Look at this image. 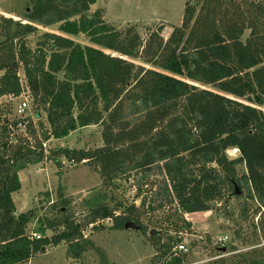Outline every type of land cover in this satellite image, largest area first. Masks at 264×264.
Returning a JSON list of instances; mask_svg holds the SVG:
<instances>
[{"label":"trees","instance_id":"16d2710c","mask_svg":"<svg viewBox=\"0 0 264 264\" xmlns=\"http://www.w3.org/2000/svg\"><path fill=\"white\" fill-rule=\"evenodd\" d=\"M96 1L29 0L22 20L0 15V100L8 99L0 106V264H24L61 244L70 259L94 249L107 264L67 198L53 203V216L40 225L52 234L38 239L27 232L35 209L17 213L19 171L50 161L61 167L62 156L98 171L108 189L129 183L139 198L155 188L139 205L114 195L113 207L89 210L93 223L109 219L117 230L133 222L145 230L146 203L151 211L168 207L163 221L175 234L151 237V264H186V253L176 250L180 233L191 232L186 215L228 206L239 197L236 186L245 198L241 211L259 215L252 228L264 239V0H184L182 23L171 26L168 38L150 31L146 39L135 25L120 29L102 9L91 11ZM38 25L57 31L37 35ZM21 95L36 123L16 109L7 119ZM20 121L26 133L18 132ZM87 126L101 127V147L44 146ZM219 244L222 254L233 253L208 264H264V246L238 251Z\"/></svg>","mask_w":264,"mask_h":264},{"label":"rangeland","instance_id":"374dc122","mask_svg":"<svg viewBox=\"0 0 264 264\" xmlns=\"http://www.w3.org/2000/svg\"><path fill=\"white\" fill-rule=\"evenodd\" d=\"M29 0H0V15L4 14L16 20H22L28 9ZM184 0H97L91 11L102 9L107 22L122 29L129 25H135L138 32L146 39L150 31H157L164 38H168L172 31L171 26H179L184 15ZM37 35L44 31L56 32V27L45 28L40 25ZM37 35L29 36L31 47L35 46ZM247 35V33H246ZM245 35V36H246ZM79 43L89 44L87 39L81 36H71ZM136 63L140 61L136 60ZM21 78L24 77L20 72ZM27 95H21L13 99L14 111L7 115L12 120L15 109L25 100ZM7 98L0 100V106L7 103ZM30 102V101H29ZM26 116H30L34 123L35 110L31 103ZM25 116V117H26ZM26 133V130H18ZM103 145L100 126H87L71 132L68 136L54 139L44 144L47 150L59 146L71 149H96ZM230 157L238 156V150L229 149ZM62 166L58 167L53 161L32 164L19 171L21 188L12 194L16 210L19 213L35 209L36 214L30 224V229L44 237L52 232L41 228V222L45 216L52 217V205L61 199L67 198L68 209L74 214L76 221H89V210L97 204H109L111 207L117 201L125 204L135 202L139 205L146 195L148 200L154 196L155 188H146L139 198L137 189L129 183L117 182V188L111 190L102 185L100 173L90 169L85 164H72L65 157H61ZM242 170V167L240 168ZM60 173V174H59ZM117 197V201L111 199ZM244 196H235L228 206L216 207L212 211H201L186 215V219L192 223L191 232L180 233L182 244L188 247L186 252V264H208L219 257L230 256L233 252L222 254L220 242L232 243L237 246L238 251H247L264 246L259 232L252 228L259 215L253 217L251 211L247 214L241 211ZM149 202L146 203V213L142 217V223L146 229L134 228L111 229L112 221L109 219L98 220L92 224L86 222L84 235L92 240L96 246L101 248L107 257V264H151L152 257L156 254L151 237L162 238L167 233L174 235L173 226L167 217L170 213L168 207L151 211ZM121 211V210H119ZM242 214V215H241ZM93 218V217H92ZM104 226L103 230H95L94 226ZM241 229L242 236L237 235ZM26 264H103L101 254L92 249L84 252L80 259L68 258L65 244L46 247L44 252L36 254Z\"/></svg>","mask_w":264,"mask_h":264},{"label":"built area","instance_id":"2783aa9c","mask_svg":"<svg viewBox=\"0 0 264 264\" xmlns=\"http://www.w3.org/2000/svg\"><path fill=\"white\" fill-rule=\"evenodd\" d=\"M29 106H30V102H29V99L28 97H26L25 100H23V102H21L20 104H18L17 108H16V114L19 116V117H25L26 114H27V111L29 109ZM17 128L18 130H26V121H20L18 124H17ZM31 236L33 238H40L41 236L38 234V233H32ZM176 250L177 251H181L183 253H186L188 251V247L184 244H178L176 246Z\"/></svg>","mask_w":264,"mask_h":264},{"label":"water","instance_id":"95a60500","mask_svg":"<svg viewBox=\"0 0 264 264\" xmlns=\"http://www.w3.org/2000/svg\"><path fill=\"white\" fill-rule=\"evenodd\" d=\"M29 10H30V8L27 9V11H29ZM161 30H162V29L160 28V29L158 30V33H160ZM236 194H237V195H240V194H241V191L239 190V188H238L237 186H236ZM92 221H93V218H91L89 221H82V222L80 223L81 228H84V227H85L86 222L92 224ZM125 228H126V229H128V228L139 229L140 227L137 226L136 224H134L133 222H127V223L125 224Z\"/></svg>","mask_w":264,"mask_h":264},{"label":"crops","instance_id":"0c3cea01","mask_svg":"<svg viewBox=\"0 0 264 264\" xmlns=\"http://www.w3.org/2000/svg\"><path fill=\"white\" fill-rule=\"evenodd\" d=\"M17 213H19L18 211H17ZM31 224V223H30ZM30 224H29V226H28V228H27V232H29L30 234H32V233H37V231H34V230H32V229H30ZM29 262V261H28ZM27 263V262H26ZM26 263H24V264H26Z\"/></svg>","mask_w":264,"mask_h":264}]
</instances>
